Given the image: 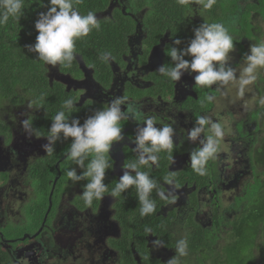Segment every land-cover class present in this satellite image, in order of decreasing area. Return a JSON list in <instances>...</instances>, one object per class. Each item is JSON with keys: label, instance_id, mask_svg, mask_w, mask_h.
I'll return each instance as SVG.
<instances>
[{"label": "flooded vegetation", "instance_id": "1", "mask_svg": "<svg viewBox=\"0 0 264 264\" xmlns=\"http://www.w3.org/2000/svg\"><path fill=\"white\" fill-rule=\"evenodd\" d=\"M153 1L112 0L106 11L97 14L109 16L115 9H120L122 15L126 18L130 17L134 23L133 32L125 38V47L120 59L108 60L110 69L108 82H106L107 79L103 81L95 78L91 69L79 65L78 72L74 70L63 73L56 69L51 70L48 76L51 81L61 83L65 90L73 93L74 108L78 107L83 111L88 105L86 108H89V116L105 107L110 100L116 97H127V103L121 106L122 110L126 111L127 106L132 105L140 109L142 115L156 117L157 127L172 124L175 135L171 153L161 152L158 154L159 159L156 164L146 165L158 174L157 180L155 178L157 174L153 173L152 177L162 188L160 191L165 193L166 203L162 208L155 210V216L159 215L161 210L166 213L174 212L176 215H191L192 223L206 227L198 215V204L202 202L199 198L212 193H214L212 197H217L219 193L217 200L219 198L218 201H220V192H217L216 188L219 187L216 185H213L210 190L211 180L207 176L200 175L201 187L193 182L190 183V176H184L185 172L191 168L189 157L192 148L199 147L198 141L194 146L195 143L188 139V130L194 126L198 117L210 118L215 104H207L208 97L210 94L213 95L212 92H218L219 89L224 88L225 85L219 83L211 87L196 85L193 80L195 73L191 75L185 73L179 82H172L157 71L160 65L174 66L168 52L175 38L171 37L167 30L153 36L148 33V28L143 22L152 10ZM136 2L141 3L139 8ZM235 3L239 11L249 12L247 7L257 5L258 0H236ZM60 78L64 83L58 81ZM199 93L203 95L201 98ZM83 95H86L87 99L79 104V99ZM223 98H227L225 93ZM212 99L214 100L215 97ZM223 105L221 104L220 107ZM230 105L227 110L221 111L219 116L212 115L211 120L231 128V135L220 141L223 147L219 146L217 154H219V160L231 161L232 171H234L233 180L237 182L241 176L253 170L252 165L256 169L264 165H259L260 159L264 157V139H262L264 133L260 128L256 130L257 124L264 125V104L255 103L253 110L258 111L254 115V120L247 119L248 113L253 110H244L242 115L241 104ZM75 113L81 112L75 111ZM23 120H25L23 117H18L14 122L9 142H6V137L0 136V185L1 181L6 184L9 178L8 171H10V174L16 175L17 180H14L16 183L20 181L26 184L27 190L24 191V197L27 196L26 192H33V198L28 203L32 211L36 207L34 203H40L44 199H47L48 207L35 224L36 218L31 217L33 226L22 235L23 239L20 242L4 239L0 235V252L4 253L3 257L9 259L12 264L18 262H22L21 264H122L119 251L121 246L118 247L115 243L121 241L127 231L123 229L120 222L122 218L120 215L123 213L118 209L117 197L105 193L102 201L95 200L91 207L87 206L82 197L87 180L73 182L66 175L70 168L76 167L78 174L83 170L67 158V152L60 154L59 157L46 154L42 145L47 143L45 138L47 135H41L40 138L29 135L22 127ZM120 123L124 139L113 144L109 156L112 168L108 170V177L116 182L122 175L124 166L136 161L138 157L134 143L138 122L126 119L121 120ZM139 123L142 124V121ZM206 135L207 131L202 133V137ZM13 139L26 140L22 148L23 156L13 146ZM258 155H260L259 161L256 157ZM22 157H25L24 160L21 159ZM162 164L165 165L166 174L159 177ZM144 167L141 166L138 170L146 171ZM157 167L158 170H156ZM224 171L225 166L222 163L219 174L222 180L220 187L223 191L229 188L228 183H225L228 178ZM179 176L183 181L179 179ZM165 177H168L171 183L166 181ZM206 179L207 184L204 186ZM34 186L38 188L39 193L34 190ZM12 187L17 189L19 185L15 184ZM129 189L124 194H129ZM178 197L182 199L177 200ZM53 198L55 208L52 209L50 200ZM156 200L162 201L160 196H157ZM194 203H196V211L190 207ZM126 220L130 222L129 219ZM208 224L210 227L211 217ZM130 227L131 234L134 236V226L131 223ZM174 230H176L174 234L176 236L179 231L177 225ZM155 232L153 229L151 233L146 232L142 243L137 247L143 250V253L134 247L137 241L130 240L128 247L132 259L130 264H167V261L176 255L175 239L177 237L163 241ZM178 240L180 238H177ZM18 247H24L26 251L22 252ZM75 251H77L76 254ZM12 254L15 261L12 259Z\"/></svg>", "mask_w": 264, "mask_h": 264}, {"label": "trees", "instance_id": "2", "mask_svg": "<svg viewBox=\"0 0 264 264\" xmlns=\"http://www.w3.org/2000/svg\"><path fill=\"white\" fill-rule=\"evenodd\" d=\"M235 1L216 0L210 10H204L201 4L195 2L189 5H180L177 0H154L152 10L148 13L143 24L152 36L167 30L171 37L182 40L179 47L183 48L193 38V29L203 22L223 23L229 30L236 29V26L238 28L241 23L238 21V17L243 11L238 10ZM110 2L112 0H79L78 3H75V7L82 15L93 11L101 27L99 30L94 29L87 37L76 41L75 58L70 67L59 63L56 66L45 65L36 59V53L29 52L27 48L28 45H33L36 41L38 32L34 25L39 13L47 11L44 5H47L48 0H24L23 15L19 21L10 17L6 24L0 25V136L6 137V142H9L12 136L11 129L18 117L30 120L32 128L40 135H48L52 119L58 111L62 110L64 101L73 97V93L65 90L61 83L49 79L50 70L57 69L63 73L74 70L78 72V63L80 62L93 71L95 78L103 81L107 79L106 82H108L110 79L108 60L120 59L125 47V38L133 32L134 28L131 18L124 17L120 9H115L109 16L97 15L106 11ZM136 5L139 8L141 3L136 2ZM233 42L235 48L239 46L238 37L233 36ZM102 54H108L109 58L101 60ZM202 96L200 94V98ZM29 102H33L31 108L28 107ZM34 107L37 108V112ZM86 107L88 105L83 111L78 107L73 108L71 112L63 110L69 119L77 117L83 122L89 116V108ZM75 111L81 113L76 114ZM70 143L71 138L67 141H57L52 154L59 157L60 154L68 152ZM92 158L94 157L90 155L89 160ZM260 160L259 165L264 164V157ZM87 163L86 160L85 164ZM144 168L153 178L154 172L150 170V166ZM252 168L253 170L249 172L250 181L243 188L244 195L238 199L234 198L233 206L230 204V207L223 208L224 212L220 214L218 213L222 207L220 201L216 199V205L213 203L215 212L211 215L210 227L192 223L191 215H176L174 212L166 213L163 210L157 216L154 211V213L142 217L134 187L129 189V194L122 193L117 196L118 209L123 213L120 215L122 217L120 222L123 229L127 231L122 240L115 243L118 247L121 246L119 250L121 263L130 264L132 259L128 250L129 242L132 239L137 241L134 245L137 249L146 235V228L155 230V233L159 234L163 241H168L176 237L174 235L176 225L184 230L190 224L193 228L192 232L185 236L188 255L185 259L183 258L184 260L179 257V264L184 262L185 264H264V171L257 173L254 165ZM165 174V165L162 164L159 169V177ZM184 176H190V183L193 182L201 187V176L195 173L192 168H189ZM155 178L157 180L158 174ZM179 179L183 181L181 176ZM86 180L87 184L89 178ZM1 182L3 184L4 181ZM104 183L108 188L106 193L111 194L117 182L108 177V170ZM206 184L207 179L203 185ZM158 188L159 191L162 189L159 185ZM34 190L39 193L36 186H34ZM157 196H159L157 189H154L150 198L156 204L155 210L162 208L166 203L164 199L156 200ZM46 200L34 203L36 207L33 211L27 208L28 213L25 215L28 216L32 211V216L36 218L34 224L47 209L48 202ZM50 202L52 209L55 208L54 198ZM190 207L196 211V203L191 204ZM224 218L226 219L225 223ZM130 223L134 226V236L130 231ZM16 237L20 238L21 232L12 238ZM6 239H11V237ZM172 244L174 245V242ZM138 250L143 253V250ZM3 254L1 251L0 264H12L9 259L3 257ZM243 256L246 257L243 258Z\"/></svg>", "mask_w": 264, "mask_h": 264}, {"label": "clouds", "instance_id": "3", "mask_svg": "<svg viewBox=\"0 0 264 264\" xmlns=\"http://www.w3.org/2000/svg\"><path fill=\"white\" fill-rule=\"evenodd\" d=\"M79 0H48L46 12H40L35 22L38 32L33 45H28V51L37 54L38 60L45 65L56 66L58 63L70 67L74 60L76 41L87 37L94 29L99 30L100 24L93 11L82 15L75 7ZM201 4L204 10H210L216 0H177L180 5L190 3ZM24 0H0V25L6 24L9 18L19 21L23 15ZM244 12V11H243ZM182 40L173 39L168 55L174 66L160 65L157 71L172 82H179L185 73H195L194 84L202 87H211L216 84L228 85L237 80V69L229 64L230 53L235 49L233 37L223 23H201L193 29V38L186 47H179ZM190 57L191 59H185ZM108 54H102L101 60H107ZM244 63L239 69V89L241 94L245 86L256 82L259 70L264 69V42L250 44L249 50L243 56ZM80 67H85L82 63ZM90 69V68H88ZM209 100L212 97H208ZM127 97H116L100 110H96L83 122L77 117L69 119L65 110L74 108V101L68 98L52 119L47 143L42 145L46 154L51 155L54 145L60 140L71 138L67 158L83 171L78 174L77 168H70L66 175L69 180L78 182L89 178L84 185L82 197L85 204L91 207L94 200L102 201L108 191L104 183L106 172L112 168L109 156L113 144L124 139L121 120L133 119L138 122L134 143L138 157L122 169L111 196L117 197L134 187L140 205V215L147 216L154 213L156 204L150 198L154 189L161 199L165 193L159 191L157 181L146 171H139L141 166L156 164L161 152L171 153L173 149L175 129L172 124L162 127L156 126V117L142 115L140 109L128 105L126 111L122 105L127 103ZM264 104V98L260 99ZM33 102H29L31 108ZM142 121V124L139 122ZM22 127L29 135L40 138L38 131L32 128L31 122L25 119ZM207 126V127H206ZM207 135L202 137V133ZM225 135V125L213 122L207 116L197 118L194 126L188 130V139L199 142V147L190 153L189 163L192 170L198 175L207 174V163L214 159L219 150L220 141ZM94 158L89 160V156ZM171 159V156L169 157ZM88 161L85 164V161ZM171 183L168 177L164 178ZM151 233V229L146 228ZM158 243V242H154ZM162 246V245H161ZM187 241L180 239L176 243V255L167 261V264H179V257L188 255Z\"/></svg>", "mask_w": 264, "mask_h": 264}, {"label": "rangeland", "instance_id": "4", "mask_svg": "<svg viewBox=\"0 0 264 264\" xmlns=\"http://www.w3.org/2000/svg\"><path fill=\"white\" fill-rule=\"evenodd\" d=\"M239 7L242 8L241 6ZM247 8L249 9V12L244 11L239 14L238 21L241 22L239 24V27L237 28L236 26V29L233 28V30H229V28H227L229 31V34L232 35V37L233 36H236V38L238 37L239 46L236 47L232 53H230V59H229V64L233 68L237 69V80L230 82L228 85H225L224 88L219 89L218 92L216 91L212 92L213 95L210 94L209 97L211 96L215 97L214 100L211 99L207 103V104H215V109L211 112L210 118H212L211 117L212 115L219 116L221 111H223L224 109L227 110L231 106L230 104H234V103L241 104V107L243 108V111L241 112L243 115L244 110L245 111L253 110L255 103L258 102L257 104H261L260 99L264 98V69L259 70V74H258V78L256 82L248 86H245L242 94L240 92L239 84H238L239 69L244 63L243 56L245 53L248 52L250 44L264 42V0H258L257 5L249 6ZM58 81L63 82V79L60 78V80ZM67 86L70 87L69 85ZM223 93L227 95V98H223ZM221 104H224V105L220 107ZM217 106L219 108H217ZM34 109H35V112H37V108L34 107ZM257 111L258 110L250 111L248 113L247 119L254 120V115L256 114ZM229 124L231 125V121H229ZM259 128L264 133V125L257 124L256 130H258ZM226 131H228L225 135L226 137L224 136L222 140L228 138L231 135L230 127L228 128L227 126H225V132ZM12 142H13V146L17 148V151L19 152V154L23 156L22 148L26 140L21 141V140L13 139ZM179 142H180V139H179ZM2 146L4 147L3 141H2ZM194 146H196V143ZM219 146L223 147L222 142H220ZM193 150L194 148H192L191 152ZM260 150L262 149L260 148ZM218 155L219 154L216 153L215 158L208 161L207 166H206L208 176L207 174L206 176L207 178L209 177L211 180L210 190L212 189L213 185H216L217 187H219L216 189H217V192H220V203L222 207L219 209L218 213L223 214L224 212L223 208L230 207V204L233 206L234 198L237 197L238 199L240 197H243L244 195L243 188H244V185L250 181V175L248 173L244 176H241V178H239L237 182L234 181L233 180L234 171H232L233 165L231 161L222 160V159L219 160ZM259 156L260 155L256 156L258 161H259ZM24 158L25 157H22L21 159L24 160ZM228 158L231 159V157H228ZM11 163L14 164V162H11ZM222 163L225 166L224 174L228 178L226 179L225 183H228L229 185L228 186L229 188H226L225 191H223V189L220 187L222 180L219 174V169H222ZM262 171H264V165L259 166L257 168V173H261ZM8 172H9L8 174L9 178L6 184L0 185V235L5 239L9 237L13 239L12 237H14L16 234H19L21 232L20 238L16 237L13 239L14 242H20L23 239L22 235L26 231L30 230L29 228L33 226V222L30 220L31 219L30 217L32 216V211H30V214L28 216L25 215L26 213H28L27 208L30 210L28 203L33 198V192L31 193L29 191H28L29 193L26 192L27 196L24 197L25 196L24 191L27 190L26 184L20 181L19 183H16L14 181V180H17L16 175L10 174V171ZM15 184L19 185L17 189L12 187ZM214 192H216L215 189H214ZM211 195H214V193L200 196L199 200L202 202L198 204V215L201 218V221L204 223V225L208 227H209V224H208L209 218L215 212V210L213 209V206H214L213 203L217 201L216 199L219 193L217 197H212V199H211ZM179 199H182V198L178 197L177 200ZM178 203L180 204L181 202H178ZM223 221L225 223L226 219L224 218ZM192 229H193L192 226H189L188 229L186 228L184 230L178 227L179 231L177 232L176 237L180 239H185V236H187V233H191ZM177 238L175 239V242H177ZM18 248L22 252L26 251V248L24 247H18ZM38 251H40V249H38ZM76 252L77 251H75V254ZM244 257L246 256H243V258ZM183 258L185 259L186 256L180 257L181 260H184ZM12 259L15 261L14 256L12 257ZM21 263L22 262H18L16 264H21ZM183 264H185V262Z\"/></svg>", "mask_w": 264, "mask_h": 264}, {"label": "water", "instance_id": "5", "mask_svg": "<svg viewBox=\"0 0 264 264\" xmlns=\"http://www.w3.org/2000/svg\"><path fill=\"white\" fill-rule=\"evenodd\" d=\"M85 99H87V96L86 95L81 96L80 99H79V104H81L82 102H84Z\"/></svg>", "mask_w": 264, "mask_h": 264}]
</instances>
